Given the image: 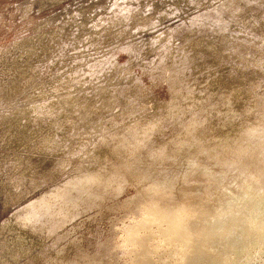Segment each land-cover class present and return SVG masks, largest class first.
<instances>
[{"label": "rangeland", "instance_id": "obj_1", "mask_svg": "<svg viewBox=\"0 0 264 264\" xmlns=\"http://www.w3.org/2000/svg\"><path fill=\"white\" fill-rule=\"evenodd\" d=\"M0 264H264V0H0Z\"/></svg>", "mask_w": 264, "mask_h": 264}, {"label": "bare ground", "instance_id": "obj_2", "mask_svg": "<svg viewBox=\"0 0 264 264\" xmlns=\"http://www.w3.org/2000/svg\"><path fill=\"white\" fill-rule=\"evenodd\" d=\"M222 82L223 81L219 80V82H217V83L221 84ZM184 111L185 110L181 109V108H175L174 109V112L176 114H178L180 112H184ZM209 113H211V111ZM207 117L205 115H203V116H200L199 118H197L196 120L194 119V117H192L193 119L191 121H189L190 123L188 122L189 125L187 127H185L186 129L184 130V133L181 135V137L173 138L176 140L175 141L176 143L171 145L172 147L166 146L164 144L163 146H161V148H159V150H157L155 152L153 150H150V151L154 152V153L150 152L151 157H154L155 161H161V162H164V161L166 162L167 160H169V157H173V158L184 157L185 159L190 160L192 158H199L200 156H207V157L218 156L221 159L223 156L226 157V156L231 155L233 153H237L239 151H246L247 149L249 150L251 148L246 143L243 142L244 140H242V143L240 141L237 142L238 140L234 139V137H235L234 135H231L229 137L217 135V133L223 127L219 126V124L217 122H214L211 120L207 121L206 120ZM157 124H158V122L156 120L152 121V123L150 124L151 128H149V129H152ZM145 132H146V130H145ZM178 136H180V135H178ZM118 137H120V136H118ZM122 137H123L124 141L129 139L128 138L129 135L128 136L125 135ZM141 137L143 139H145L146 136H141ZM115 138H117V137H114L113 139H115ZM133 138L136 139V141L139 140V136H133ZM192 139L195 140V146H193V147L190 146L188 148L189 150H185L186 149V143L185 142L190 141ZM239 140H241V139H239ZM124 141H123V143H121L117 146V148H116L117 150L131 149V152L133 154L134 153L138 154L141 151V147L146 146L143 142H142L143 143L142 144V143H130V142L124 143ZM172 141L174 142V140H172ZM208 143H211L217 149L216 150L215 149L210 150V151L207 150L206 152L202 151V148L204 146H206ZM200 144H201V147L199 148ZM145 154H146V151H145ZM148 154H146V156ZM175 161H176V159H175ZM143 162H144V164L151 163V161H149V160H146ZM122 171H123V169L120 168V169H118L116 176H113V175L110 176V177H112V180L114 179V182L119 183L121 185V188H123L122 183H121L122 180L126 179V177L122 173ZM188 174H189V177L192 176V175H190V173H188ZM104 177H105V175H103L101 173L93 174L86 179L87 182L85 184H82L80 186H83V188H85L86 190H87V188L90 189L94 185L99 184L101 182L102 178H104ZM69 186H70V188L75 187V186H78V183L72 182V183H70ZM67 191H68V189L62 190L61 192H58V193L56 192L54 194V196H63V194H65V192H67ZM188 194H191V193L189 192ZM48 205H49V203L46 200H43L40 207L42 208V207H46Z\"/></svg>", "mask_w": 264, "mask_h": 264}]
</instances>
